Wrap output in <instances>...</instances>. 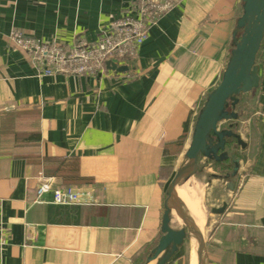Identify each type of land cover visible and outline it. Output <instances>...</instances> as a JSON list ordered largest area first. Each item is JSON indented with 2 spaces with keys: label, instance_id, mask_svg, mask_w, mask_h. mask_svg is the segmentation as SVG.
Segmentation results:
<instances>
[{
  "label": "crops",
  "instance_id": "crops-1",
  "mask_svg": "<svg viewBox=\"0 0 264 264\" xmlns=\"http://www.w3.org/2000/svg\"><path fill=\"white\" fill-rule=\"evenodd\" d=\"M134 1L0 0L1 264H147L166 187L220 82L241 1L180 0L150 27L137 58L119 64L123 72L41 76L9 40L14 31L93 43L101 27L133 14ZM257 65L260 86L236 107L245 148L230 152L239 159L233 191L222 180L208 187L212 207H227L208 225L206 264H264V40ZM40 175L92 201L37 199ZM185 244L168 264H185Z\"/></svg>",
  "mask_w": 264,
  "mask_h": 264
},
{
  "label": "water",
  "instance_id": "water-1",
  "mask_svg": "<svg viewBox=\"0 0 264 264\" xmlns=\"http://www.w3.org/2000/svg\"><path fill=\"white\" fill-rule=\"evenodd\" d=\"M241 15L236 20L231 47L220 82L207 95L199 108L192 127L190 139L181 162L165 190L160 237L147 257V264H168L184 245L189 235L195 243V264H206L205 227L201 230L178 196V188L190 178L209 187L212 180H222L226 189L233 191L239 159L230 153L237 147L245 148L235 133L238 113L236 107L242 95L260 86L257 57L264 40V0H240ZM108 70L123 72L125 66L106 62ZM225 124V125H222ZM222 126V127H221ZM226 167L221 174H209L200 179L204 170ZM226 203L209 211L221 215ZM191 248L188 264H191Z\"/></svg>",
  "mask_w": 264,
  "mask_h": 264
},
{
  "label": "built area",
  "instance_id": "built-area-1",
  "mask_svg": "<svg viewBox=\"0 0 264 264\" xmlns=\"http://www.w3.org/2000/svg\"><path fill=\"white\" fill-rule=\"evenodd\" d=\"M180 0H135L132 15L125 16L104 25L99 29L95 42L79 40L71 45L46 43L18 32L9 36L13 47L28 58L31 65L41 76H94L105 73V63L133 61L139 48L146 41L149 29L158 18L176 7ZM40 184L36 190L39 199L52 193L57 204L85 203L92 197L73 187H53L52 179L40 175ZM6 234L0 230V264Z\"/></svg>",
  "mask_w": 264,
  "mask_h": 264
},
{
  "label": "bare ground",
  "instance_id": "bare-ground-1",
  "mask_svg": "<svg viewBox=\"0 0 264 264\" xmlns=\"http://www.w3.org/2000/svg\"><path fill=\"white\" fill-rule=\"evenodd\" d=\"M191 178L178 188V196L184 203L191 217L194 219L196 225L203 230L205 224H207V212L203 202L202 194L192 186ZM194 185V184H193ZM207 226L205 227V230ZM188 248H191V264H195V243L193 242V236L189 235Z\"/></svg>",
  "mask_w": 264,
  "mask_h": 264
},
{
  "label": "rangeland",
  "instance_id": "rangeland-1",
  "mask_svg": "<svg viewBox=\"0 0 264 264\" xmlns=\"http://www.w3.org/2000/svg\"><path fill=\"white\" fill-rule=\"evenodd\" d=\"M200 179H203L202 177H200ZM192 182V186H195V188L202 194L203 196V202H204V206L206 208V212H207V215H208V218H207V224H205L204 227L207 226V229H208V225L210 224L211 220L213 219V217L215 216L214 214H211L210 213V209L211 208H214L212 207V204H214V202L212 201V196L209 195L210 194V191H211V194L214 193L212 192V190H214V188H208L206 187V185H203L202 182H198L196 179H192L190 180ZM194 184V185H193ZM209 189V190H208ZM217 204V203H216ZM207 229L205 230V234L207 232ZM188 243H189V237L188 239H186V244H185V247H183V249L181 250V255L183 257V261L185 262V264H187V251H189V248H188Z\"/></svg>",
  "mask_w": 264,
  "mask_h": 264
},
{
  "label": "trees",
  "instance_id": "trees-1",
  "mask_svg": "<svg viewBox=\"0 0 264 264\" xmlns=\"http://www.w3.org/2000/svg\"><path fill=\"white\" fill-rule=\"evenodd\" d=\"M184 132H187V124L184 127Z\"/></svg>",
  "mask_w": 264,
  "mask_h": 264
}]
</instances>
